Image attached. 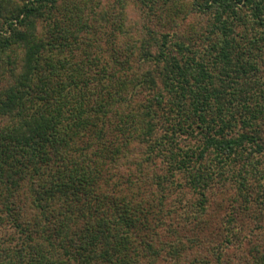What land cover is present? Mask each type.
Wrapping results in <instances>:
<instances>
[{
    "label": "trees",
    "instance_id": "trees-1",
    "mask_svg": "<svg viewBox=\"0 0 264 264\" xmlns=\"http://www.w3.org/2000/svg\"><path fill=\"white\" fill-rule=\"evenodd\" d=\"M0 264H264V0H0Z\"/></svg>",
    "mask_w": 264,
    "mask_h": 264
}]
</instances>
